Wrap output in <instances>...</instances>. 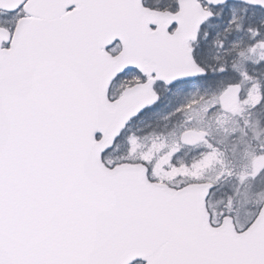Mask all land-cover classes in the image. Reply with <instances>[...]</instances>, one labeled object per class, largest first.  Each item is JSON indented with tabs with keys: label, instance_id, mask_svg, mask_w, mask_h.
I'll return each mask as SVG.
<instances>
[{
	"label": "snow or ice",
	"instance_id": "6c2138e0",
	"mask_svg": "<svg viewBox=\"0 0 264 264\" xmlns=\"http://www.w3.org/2000/svg\"><path fill=\"white\" fill-rule=\"evenodd\" d=\"M0 264H264V0H0Z\"/></svg>",
	"mask_w": 264,
	"mask_h": 264
}]
</instances>
